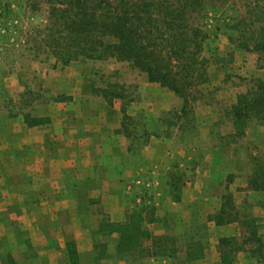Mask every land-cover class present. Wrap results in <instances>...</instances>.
I'll return each instance as SVG.
<instances>
[{
    "label": "rangeland",
    "instance_id": "obj_1",
    "mask_svg": "<svg viewBox=\"0 0 264 264\" xmlns=\"http://www.w3.org/2000/svg\"><path fill=\"white\" fill-rule=\"evenodd\" d=\"M33 2L0 0V264H222L220 240L223 237L246 245L233 253L232 264L264 261L262 124L253 118L243 135L235 134L229 113L231 107L220 103L217 94L228 84L245 85L246 90L239 94L257 89L259 72L251 76L243 74L248 62L247 52L258 55V68L260 62L264 65V49L260 50V43L264 42V0H206L208 14L203 24L209 38L204 44L203 56L208 61L207 80L193 88L187 103L167 87L150 81L145 72L127 61L80 57L66 64L58 62L46 30L48 4L40 0L36 7ZM97 61H105L104 68L110 71L97 67ZM236 67L239 72L234 73ZM211 73L216 76V82H212ZM144 81L158 85L144 95L141 85ZM70 92L82 96L89 93L88 100L104 99L111 108H119V112L112 109L106 113L98 103L86 109L80 102L70 105L74 98ZM172 96L179 98V107L161 111L159 121L153 123V132L163 133L167 143L184 154L180 159L184 165L171 163V169L163 175L169 187L143 189L146 200L142 204L135 200L136 196L126 198L128 203L121 215L112 213L109 204L96 202L90 204L96 205L100 215L97 219L88 217L87 204L70 203L73 207L77 204L80 211L72 213L65 200L80 193L78 172L65 173L73 185L65 187V176L60 171L62 155L38 157L41 165L49 164L52 158L58 162L56 171L35 173V177L41 178L39 187L21 186L24 172L16 169L20 162L18 157L1 156L4 132L11 131L10 141L16 145L13 129L22 120L27 125L44 123L50 112L62 118L67 108L65 103L69 102L67 105L71 107L66 114L94 117L100 122L97 126L100 130L106 127L104 121L109 115L110 119L120 120L121 131L137 137L146 131V115L133 114L131 103L150 98L156 113L160 111L159 101H170ZM193 148L197 151L193 152ZM214 163L216 167L210 169ZM3 164L10 170L2 171ZM198 164L201 166L200 193L192 186L184 188L186 181L197 179ZM5 175L10 183L7 187L3 186ZM49 180L55 181L57 187H49ZM163 189L173 198L184 195L186 200L174 209L170 223L161 219L163 205L157 206L154 202L155 193ZM36 194L42 196L39 205L17 202L19 195L31 200ZM7 205L9 213L5 211ZM222 205L225 213L237 215L244 221L214 225ZM22 206L26 209L20 216ZM54 209L56 217L52 214ZM136 213L146 218L142 226L151 235L133 244L138 249L118 252L121 234L115 225L129 223ZM152 219L157 220L158 228H149ZM158 230L161 233L156 234ZM195 241L200 242L203 257L188 261L187 248ZM251 248H258L255 255Z\"/></svg>",
    "mask_w": 264,
    "mask_h": 264
},
{
    "label": "trees",
    "instance_id": "obj_2",
    "mask_svg": "<svg viewBox=\"0 0 264 264\" xmlns=\"http://www.w3.org/2000/svg\"><path fill=\"white\" fill-rule=\"evenodd\" d=\"M33 1L34 5L41 3ZM45 2L48 4L49 44L58 62L66 64L80 57L127 61L145 72L150 81L172 90L186 103L193 88L207 80L208 61L203 56L204 44L209 38L203 24L208 14L206 0ZM262 49L264 42L260 43ZM229 113L235 134L243 135L253 118L264 125V79H260L255 91L239 94ZM225 212L222 205L214 218L216 224L244 221ZM145 220L140 213L132 215L129 223L115 225L121 234L118 252L138 249L133 244L140 238L150 237L142 226ZM235 241L230 237L221 238L222 264H232L233 253L246 248L245 243L238 245ZM187 249L188 261L203 257L199 241L191 243ZM250 251L255 255L258 248Z\"/></svg>",
    "mask_w": 264,
    "mask_h": 264
},
{
    "label": "crops",
    "instance_id": "obj_3",
    "mask_svg": "<svg viewBox=\"0 0 264 264\" xmlns=\"http://www.w3.org/2000/svg\"><path fill=\"white\" fill-rule=\"evenodd\" d=\"M246 55L248 62L246 63V71L243 76H251L252 73L254 74L255 71H257L260 74V79H264V65L261 64V62L259 68L256 65L258 55L251 52H247ZM261 57L262 55L260 53V61ZM103 62L105 61H97V67L102 66L104 72L110 71V69L104 68L107 64ZM234 69V73H237V70L239 72V68L236 67ZM240 74L242 73L240 72ZM210 76L212 82H216L214 79L216 76L212 73ZM141 85L143 87V94L146 95L148 89L158 84L144 81ZM245 90V85L228 84L225 86V90L217 92L218 100L220 103L224 102L231 107L237 101V94ZM69 94L74 95L73 101H70V105L76 104L74 102H80V104H82L81 107L86 109L95 107L96 103H98L101 108L106 110V113L111 112L112 109H114L116 113L119 112V108H111L104 99L95 101L91 99L88 100L87 97H89V93L83 94L84 96L71 92ZM67 104H69V102L65 103V105L67 108L70 107ZM159 104L160 111L154 113L152 107L153 101L150 98L143 97L131 103L130 107L133 114L140 113L146 115V131L144 134H140L137 137L121 131L120 120L110 119L109 115H107L104 121V126L106 127L100 130L97 128L100 122L97 121L96 118L91 117V119H88L85 115L79 117L71 113L66 114V111H69L67 108H65L64 111L65 116L62 118L57 116L54 112H50L48 114V120L44 123L27 125L22 120L18 127L13 129L14 135H16V145L14 143L12 144V141H10L9 133L11 131L8 130L2 134L5 145H3L1 150V156L3 158L18 157L20 162H18L16 169L24 172L23 174L27 173V176L23 174L21 176V186L25 187L32 185L39 187L42 185L40 182L41 178L35 177V173L43 170L56 171L58 162H56L55 158H52L50 159V163L47 164L48 166L41 165L38 157L42 154L49 158L55 155H62V168H60V171L62 170L65 176L63 182L65 187L67 185L68 187L73 186L70 184V181L67 180V174L65 173L70 171L78 172L80 193L73 197H68L69 199L65 200V202L69 203L72 213L74 211L76 214L77 212L80 213L77 209L78 203H81V205L87 204L89 207L88 217L97 219L100 215L96 210V205L90 204L96 202L100 205L109 204L110 210L113 211L112 213L121 215L123 213V208L128 203L126 202V198L136 196L135 200L142 204L141 202L146 200V192L143 189L148 190L150 187L160 189L169 187L163 175L171 169V163L174 165L178 163L180 167L184 165V163H180V159L184 154L178 149H173L171 145L167 143V139L163 133L153 132V123L154 121H159L161 111L178 108L180 100L172 96L170 101L162 100L159 101ZM153 113L154 116H152ZM260 142L264 143V125H260ZM195 151L197 150L193 148V152ZM190 159L193 158L190 157ZM199 165L200 164H198L196 171L197 179H192V182L186 181L184 188L192 186L194 189L197 188V192L200 193L201 191L198 188V183L201 181L199 180L201 166ZM213 167H216V163L210 165V169H213ZM4 170L9 171V166L3 164L2 171ZM3 180L6 181V183L4 181L3 186H9L10 183L6 175ZM48 186L53 188L57 187L55 181L51 180L48 181ZM134 191L138 192L134 194ZM166 192L167 190L164 191V189L158 191V193L156 192L154 202H156L157 206L163 205V216L161 219L167 220V222L170 223V220L174 218V209L183 205V202L186 200L184 195L180 198H173L169 195V191L167 194ZM213 194L214 192L210 193L211 196ZM39 195L40 194H36V197L31 200H27L25 195H19L17 202L22 205L27 204L26 202L39 205L42 197ZM216 195L218 199V194ZM49 196L51 195H48V197ZM213 198L214 196L212 199ZM4 199V202H6L7 197H4ZM48 201H50V199H48ZM51 201L57 202L56 199H52ZM74 202L77 204L73 207L70 203ZM25 209L26 208L22 206L20 216H23ZM5 211L9 213L8 205ZM214 211L215 210H213V212ZM32 212L34 213L35 209H32ZM52 214L54 217L58 216L55 209L52 210ZM32 217L35 218L36 216L32 215ZM114 217L117 219L121 218V216ZM156 221L155 219V221L151 222L149 226L150 229L159 227ZM162 222L164 223V221ZM214 225L217 224L215 223ZM155 233L161 232L158 230Z\"/></svg>",
    "mask_w": 264,
    "mask_h": 264
}]
</instances>
